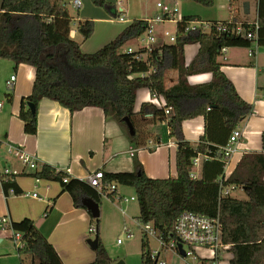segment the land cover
<instances>
[{"label": "trees", "instance_id": "16d2710c", "mask_svg": "<svg viewBox=\"0 0 264 264\" xmlns=\"http://www.w3.org/2000/svg\"><path fill=\"white\" fill-rule=\"evenodd\" d=\"M95 8L116 17V5L106 0H89ZM191 1L211 7L214 0ZM232 4L237 0H228ZM233 9V8H232ZM183 22L199 20L184 16ZM235 20L210 21L221 24ZM257 25L255 42L264 45V0H257ZM73 20L64 0H1L0 4V59L24 64L34 69V81L29 96L22 99L18 114L26 135L37 132V105L43 98L56 102L70 113L86 107L102 110L105 120L114 122L126 136L134 150L131 172L104 173L103 185L130 187L138 205L137 220L151 224L165 238L172 236L175 218L183 212L206 217H218L222 244L231 254L228 264H264V132L261 134V151L244 153L232 173L225 178L223 161L218 148L226 144L230 133L253 111L235 92L230 81L220 70L217 61L222 47L250 48L254 41L227 33L201 31L177 34L174 43L161 44L143 58L144 51H121L124 44L139 37L146 29L145 20H133L110 42L94 53L81 52L80 43L93 33L92 20L75 23V34L80 42L69 36ZM176 24V32L182 29ZM198 44L199 49L191 63L184 64V47ZM137 56L139 58H137ZM175 70L176 83L166 88L164 72ZM210 73L211 80L200 86H190L187 76ZM145 88L151 95L161 96L171 110L166 125L162 109L142 103L134 112L135 93ZM11 102V92L6 94ZM33 105V111L28 107ZM201 116L203 134L195 144L186 141L181 132L185 120ZM127 119L134 131L129 133ZM147 125H153L155 135L150 138ZM149 139L153 145L174 140L175 177L150 179L144 174L136 150L146 147ZM151 150V149H149ZM201 156L195 179L189 174L192 161ZM206 157V158H205ZM34 179L56 182L61 192L67 193L78 209L85 210L82 198H91L100 206L101 196L85 181L72 178L65 172L43 164L39 170L25 173ZM63 179H67L66 183ZM241 188L245 199L220 196L222 188ZM15 196L21 191L13 181L3 186ZM110 198L112 194L108 195ZM90 216L89 212L86 211ZM94 231L97 235V220ZM14 232L22 234L24 246L18 251L21 262L29 257L32 264H63L53 246L34 227L29 219L11 224ZM98 237V236H97ZM146 242L141 245V264H152L148 258ZM221 252L210 260L218 262ZM94 260L87 264L113 263L98 239ZM202 263L207 259H199Z\"/></svg>", "mask_w": 264, "mask_h": 264}, {"label": "crops", "instance_id": "0c3cea01", "mask_svg": "<svg viewBox=\"0 0 264 264\" xmlns=\"http://www.w3.org/2000/svg\"><path fill=\"white\" fill-rule=\"evenodd\" d=\"M66 1L71 2L74 8L80 9L76 16H73V12L70 14L68 11L73 23L80 20L94 22L92 35L80 43L81 52L86 54L99 50L131 22L127 19L128 22L123 23L124 26L110 27L111 21L103 11L93 7L89 0H64L65 4H67ZM75 1L80 4L75 5ZM107 1L110 2V0ZM226 1L229 8L227 15L218 19L209 18L207 21L235 20L252 23L257 20V0H243L248 4V13L243 11L239 15L231 8L229 1ZM219 9H224L223 4ZM184 16H193L201 20L194 15ZM69 36L74 40L78 38V42H80L79 36L75 34V24L70 30ZM198 49V44L184 47L185 66L191 63ZM224 57V60L217 58L221 65L220 70L230 81L241 100L250 104L253 109L252 113L243 119L237 127L241 137L225 165L224 177L227 178L242 154L261 151V134L264 132V45H258L252 56L248 55V48H228ZM34 74V69L31 66L24 64L15 66L9 60L0 59V149L7 150L8 146L18 147L23 153L33 158L38 167L29 170L20 162L21 166L17 167L7 159L0 161V169L5 165L18 173L15 177V184L22 193L18 196L5 197L0 192V218L6 217L10 224L22 219L31 220L34 227L53 246L63 264H87L92 262L95 257L94 250L85 246L86 233L92 228L87 212L75 208L70 196L61 192V186L58 183L34 179L26 176L25 173L39 170L43 164L83 181L97 169H101L105 173L131 172L133 162L130 152L134 153V150L120 128L114 122L105 120L101 109L86 107L70 113L56 102L45 98L41 99L37 105L36 134H24L23 123L19 120L18 114L22 99L29 96L31 92ZM11 76H14L15 80L12 83V88L8 90L6 82ZM210 80V73L187 76L190 86L204 85ZM176 81L177 72L175 70L164 72L166 88L173 86ZM10 92L12 100L8 102L5 96ZM153 96L145 88L137 90L134 112L139 111L142 103L153 105ZM146 129L152 138L155 135L154 126L147 125ZM203 129L204 119L201 116L185 120L181 124L182 135L191 144L198 142L199 137L203 134ZM153 144L154 140L149 139L146 147L135 152L145 176L150 179L175 177L176 145L174 140L169 139L155 148H151ZM202 159L199 156V162L195 168L196 175ZM234 192L239 194L233 196ZM33 193L36 194V198L31 197ZM230 196L241 200L246 198L241 188L232 189ZM36 209L40 211L37 213ZM137 217L138 214L136 219ZM7 235L11 239L8 232ZM1 241L2 235L0 234V243ZM89 250L93 253H90ZM202 250L198 251L202 252ZM18 254V261L23 264ZM204 258H207L206 261L209 262L212 254L209 253L208 257ZM230 258V253L227 254V257L220 254V260L217 263L220 264L221 261L226 260V264H228ZM27 259L29 264H32V259L29 257Z\"/></svg>", "mask_w": 264, "mask_h": 264}, {"label": "built area", "instance_id": "2783aa9c", "mask_svg": "<svg viewBox=\"0 0 264 264\" xmlns=\"http://www.w3.org/2000/svg\"><path fill=\"white\" fill-rule=\"evenodd\" d=\"M75 5H79L78 1L74 2ZM156 7L160 9V13L152 20H146V29L145 31L136 38L139 41L141 46L134 50L131 47H128L124 50L126 53H133L139 50L144 51V56L146 57L148 53L153 51L155 48L159 47L162 42L159 43L158 38L156 37L154 30H153V23L162 24L166 21L173 22L175 25L177 23H181L183 25L182 29L179 32L174 33V35L168 36V33L165 32L164 35L168 36L169 43H174L176 40L177 34L189 33V32H196L201 31L202 33L209 32L211 29L217 31V33H227L229 35H233L236 37H242L247 40L254 41L253 47L248 48V55L252 56L255 52L257 44L255 42L256 39V30L258 28L257 22L252 23H242L238 21L234 22H227L224 24L218 22H210V21H200V20H190L183 22L182 15L178 12L176 4L173 5H163L160 2L156 3ZM118 23H126L128 22L127 19L123 16H116ZM228 48L222 47L220 48L219 58L225 59V53ZM137 58H139L137 56ZM15 77L11 76L9 80L6 82V87L8 90L12 88V83L14 82ZM153 105L158 108L162 109L165 121L163 124L166 125L168 120V115L170 112V108L165 105L164 99L161 96H153L152 100ZM1 108V104H0ZM241 137V133L238 129H234L224 146L218 148L219 154L225 163L228 162L232 153L234 152L235 146L238 143ZM156 145H152L151 148H155ZM7 152L13 154V156L18 159V161L29 170H34L36 168V163L33 158L28 156L27 154L23 153L21 149L18 147H7ZM132 156V151L130 152ZM206 158V157H205ZM199 156L196 157L192 161V170L189 174L191 179L196 178L195 168L198 165ZM18 175L16 171L11 170L9 167L5 165L0 169V192L5 197L15 196L14 190L9 188L6 193L2 190V186L8 181H13ZM103 178L104 173L101 169H97L93 171L90 175H88L85 179V182L92 188L96 190V192L102 197L107 198L110 201H123L127 202L126 198L122 199L121 196L117 193V187L114 185H103ZM67 179H63V182L66 183ZM232 187L229 188H222L219 192L220 196H227L230 195V191ZM112 194L113 196L110 198L108 195ZM31 197L36 198V194L33 193ZM129 200H133L131 197ZM0 225L3 227H8L11 231V239H13L14 246L16 251L18 252L24 246V242L22 239V234L19 232H14L11 229V224L8 223V219L6 217L0 218ZM142 234L146 238L148 236H156L157 240L160 242L161 248L164 250L171 251L176 257L180 260L184 261L188 257L193 256L196 259L197 251L199 249L207 250L212 254L213 258L218 254V252H225L228 246L222 244L221 241V226L218 220V217H206L199 214H195L192 212H183L180 213L174 220L172 226V236L165 238L160 232H158L151 224L142 225ZM94 228L89 229V232H93ZM127 236L130 237L131 233L128 232ZM181 244V247L184 251V256H181L178 253L177 245ZM148 260L152 264H166L165 260L160 259L159 252L149 251L147 254ZM198 259V258H197ZM206 259V258H203ZM210 262V261H209ZM210 264H218L217 262H210Z\"/></svg>", "mask_w": 264, "mask_h": 264}, {"label": "rangeland", "instance_id": "374dc122", "mask_svg": "<svg viewBox=\"0 0 264 264\" xmlns=\"http://www.w3.org/2000/svg\"><path fill=\"white\" fill-rule=\"evenodd\" d=\"M157 2L163 5L176 4L178 12L181 15L198 16L201 18L200 21H207L209 18L218 19L225 17L229 9L226 0H214L211 7H203L191 1L180 0H110V3L116 5V16H123L129 21L154 19L160 13V9L156 7ZM66 3V8L70 14L73 12V16H76L77 11H80V9L74 8L71 2L66 1ZM244 3L247 2L237 0L232 4V8L238 15L244 11ZM222 4L224 9H219ZM98 9L103 11L111 21L110 27L125 25L118 23L116 17L110 15L107 11L100 8ZM74 24L75 23L72 24V27ZM152 26L158 41L170 44L168 36L174 35L176 31L175 23L166 21L162 24L153 23ZM165 32L168 33V36L164 35ZM78 40L79 39L76 38L75 41ZM140 46L141 44L138 40L132 39L124 44L121 51H124L128 47L137 50ZM5 159L14 166H21L18 159H16L13 154L8 153L6 149L2 148L0 149V161H5ZM36 168H38L37 165ZM117 193L122 199L126 198L129 202L125 203L122 200L110 201L102 197L100 199L99 217L97 220L98 239L112 261H122L123 264H141V245L142 241H144L148 246L147 249L149 251L159 252L160 259L165 260L166 264H210V262L206 261L202 263L199 260L206 256L208 257L210 252L207 250H202V252L197 251L198 256H196V259L191 256L182 261L171 251L162 249L156 236H148L145 238L141 231L143 228L142 224L136 219L138 207L134 190L130 187L119 186L117 187ZM238 194L239 193L234 192L233 196H237ZM131 197H133L132 201L129 200ZM35 211L38 213L40 210L36 209ZM43 215L44 212L42 213V216ZM89 219L91 220L90 216ZM91 225L92 228H96L95 221H91ZM2 227L3 226L0 225V234L2 235V241L0 243V264H20L13 239H9L7 235V232L11 235V231L8 227ZM128 232L131 233L130 237L127 236ZM95 235V231L91 233L87 232L85 241L93 240ZM85 246L87 248L89 247L86 242ZM90 253L93 252L91 251ZM221 254L227 257L229 253L225 251L221 252ZM24 259L23 264H29L27 257H24ZM220 264H226V260L221 261Z\"/></svg>", "mask_w": 264, "mask_h": 264}, {"label": "water", "instance_id": "95a60500", "mask_svg": "<svg viewBox=\"0 0 264 264\" xmlns=\"http://www.w3.org/2000/svg\"><path fill=\"white\" fill-rule=\"evenodd\" d=\"M244 13H248V4L247 3H244ZM28 107L33 111V109H34L33 105L28 104ZM124 121L128 125V129H129L130 135L133 136L134 135V131H133L132 127L130 126L128 120L125 118ZM81 204L85 207L86 211L89 212L90 216L93 219H96V220L98 219V217H99V207H98V204L95 201H93L91 198H82L81 199ZM86 243H87V245L89 246V248L91 250H95L97 248V244H98L97 235H95V238L93 240H87ZM177 250H178V253L181 256H184V251H183L180 243L177 245ZM31 263H33V261H31ZM110 264H123V262L122 261H117V262H113V263H110Z\"/></svg>", "mask_w": 264, "mask_h": 264}]
</instances>
